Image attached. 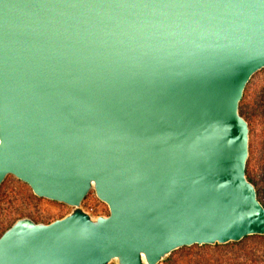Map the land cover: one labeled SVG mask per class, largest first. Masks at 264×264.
<instances>
[{
  "label": "water",
  "instance_id": "water-1",
  "mask_svg": "<svg viewBox=\"0 0 264 264\" xmlns=\"http://www.w3.org/2000/svg\"><path fill=\"white\" fill-rule=\"evenodd\" d=\"M262 68L264 0H0V185L69 207L15 218L0 264H160L264 235L239 112Z\"/></svg>",
  "mask_w": 264,
  "mask_h": 264
},
{
  "label": "trees",
  "instance_id": "trees-1",
  "mask_svg": "<svg viewBox=\"0 0 264 264\" xmlns=\"http://www.w3.org/2000/svg\"><path fill=\"white\" fill-rule=\"evenodd\" d=\"M263 73L264 68L256 72L247 83L239 103V112L248 121L250 129L246 175L255 185L258 198L264 205V87L261 91H256L259 76ZM261 150L262 154L258 159V152ZM10 223L0 229V234ZM201 248L222 249L230 252L223 258L191 256L185 259L187 252L198 251ZM160 264H264V235H250L238 242L226 244L185 246L171 252Z\"/></svg>",
  "mask_w": 264,
  "mask_h": 264
},
{
  "label": "rangeland",
  "instance_id": "rangeland-1",
  "mask_svg": "<svg viewBox=\"0 0 264 264\" xmlns=\"http://www.w3.org/2000/svg\"><path fill=\"white\" fill-rule=\"evenodd\" d=\"M256 91L259 92L264 87V73L261 74ZM262 150L258 152V159ZM257 160V157H256ZM86 209L93 213H106L107 206L90 191L83 200ZM69 207L65 204L35 196L29 186L21 180L8 175L0 185V229L10 223L18 216H29L34 220L49 221L55 217L63 215ZM230 251L222 249L201 248L198 251L186 253L185 259L191 256L225 257ZM183 261V260H182ZM113 264V263H111Z\"/></svg>",
  "mask_w": 264,
  "mask_h": 264
}]
</instances>
